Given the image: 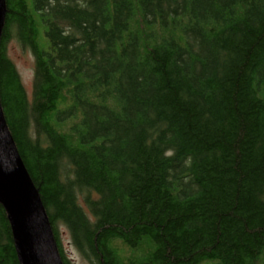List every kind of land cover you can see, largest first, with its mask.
Wrapping results in <instances>:
<instances>
[{
  "label": "trees",
  "instance_id": "1",
  "mask_svg": "<svg viewBox=\"0 0 264 264\" xmlns=\"http://www.w3.org/2000/svg\"><path fill=\"white\" fill-rule=\"evenodd\" d=\"M5 1L0 102L62 263L64 227L90 264H264V0Z\"/></svg>",
  "mask_w": 264,
  "mask_h": 264
},
{
  "label": "water",
  "instance_id": "2",
  "mask_svg": "<svg viewBox=\"0 0 264 264\" xmlns=\"http://www.w3.org/2000/svg\"><path fill=\"white\" fill-rule=\"evenodd\" d=\"M6 1L0 0V39ZM0 203L12 225L20 264H63L46 210L18 152L0 102Z\"/></svg>",
  "mask_w": 264,
  "mask_h": 264
},
{
  "label": "rangeland",
  "instance_id": "3",
  "mask_svg": "<svg viewBox=\"0 0 264 264\" xmlns=\"http://www.w3.org/2000/svg\"><path fill=\"white\" fill-rule=\"evenodd\" d=\"M8 55L15 63L25 88L31 93L35 71V58L30 50L22 48L16 41H12L8 46ZM63 243L69 257L75 264H90L73 247L68 231L62 227Z\"/></svg>",
  "mask_w": 264,
  "mask_h": 264
}]
</instances>
